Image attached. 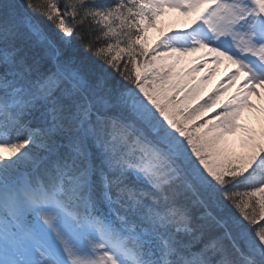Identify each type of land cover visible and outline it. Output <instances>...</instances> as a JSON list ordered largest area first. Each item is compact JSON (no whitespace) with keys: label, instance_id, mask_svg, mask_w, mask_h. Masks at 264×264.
<instances>
[{"label":"trees","instance_id":"1","mask_svg":"<svg viewBox=\"0 0 264 264\" xmlns=\"http://www.w3.org/2000/svg\"><path fill=\"white\" fill-rule=\"evenodd\" d=\"M25 1L56 40L49 49L41 47L42 62L50 60L40 76L28 70L31 83L40 79L56 83L64 71L70 76L79 75L87 94L72 93L70 84L63 81L46 99L29 101L25 110L30 126L13 138L18 149L41 158L62 148L65 142L76 143L65 159L61 157L67 174L60 194L79 206L80 213L97 215L110 227L139 236L142 243L138 259L161 264L261 263L264 246L259 252L258 237L262 238L264 229V191L255 177L263 175L264 168L250 173L227 167L202 180L194 175L191 159L182 165L156 159L163 158V153L154 151L141 129L120 118L139 105L153 114L156 110L140 103L137 88L150 86V75L155 70L168 73V69L158 66V56H152V37L139 36L140 3ZM112 48L125 50L116 59L110 53ZM54 50L61 54L60 64L54 59ZM12 53L8 49L9 57ZM15 56L9 60L0 56V83L11 80V70L29 54ZM100 108L110 115L93 117V109ZM204 109V105H198L187 111L196 114ZM8 121L5 115L0 116V123ZM191 123L192 128L198 125ZM149 159L153 168L144 167V160ZM16 163L20 169L29 164ZM245 254L253 255L256 263Z\"/></svg>","mask_w":264,"mask_h":264},{"label":"rangeland","instance_id":"2","mask_svg":"<svg viewBox=\"0 0 264 264\" xmlns=\"http://www.w3.org/2000/svg\"><path fill=\"white\" fill-rule=\"evenodd\" d=\"M141 1L144 11L156 14L159 18L158 22L163 27L170 28L176 25L177 33L174 34V39L169 41L168 50L171 53L167 52L166 58L156 60L158 66H171V69L175 71L172 66L174 65L178 70L180 69V74L186 72L185 68L188 65L196 67L193 73H185L188 82L184 80L176 86H170L167 92L162 91L161 84L164 77L155 70L150 75L154 84L142 85L137 88V91L140 93L139 98L142 99L140 103H145L156 111L152 114L145 108L142 109L143 111L136 109L127 115L126 119L142 121L143 128L149 136L171 152L176 151L184 158V161L187 158L191 159L194 175H198L202 180L206 177L211 178L227 167L243 170L249 168L252 171V167L258 166L255 163L256 159L264 165L262 154L264 148V53L259 57L262 60V67L254 69L246 64L243 56H247V52L255 55L254 49L259 48L252 47L247 40V34L242 31L245 29L244 15L248 13L251 14V24L264 23V0ZM170 7L183 11L189 18L188 22H183L176 13L170 14L167 10ZM234 22H236V28ZM165 23L168 25L165 26ZM203 31L215 40L228 44L235 55L215 46L209 39L201 37L199 32L203 33ZM124 50L112 48L110 53L117 59ZM225 64H231L232 67L226 68ZM240 69L246 74L241 79L239 78ZM168 76L173 79L175 72L173 76L169 74ZM197 79L203 82L198 84ZM213 86H216L219 93L210 95V92L204 95ZM187 87L189 88L186 89ZM201 94L206 97V103L212 101H220V103L196 114L189 113L187 109H193L197 102H200ZM27 96L30 97L29 91ZM150 96L155 98L149 101ZM16 98H20L18 93ZM9 104L10 102L7 105L5 103L4 109ZM221 104L230 109L233 119L227 118L228 115L215 113L219 111L216 107ZM182 109H185L188 115L185 112L182 113ZM208 111L213 114L207 116ZM201 115L203 116L198 118ZM174 121H176L175 124ZM191 122H196L198 125L192 128ZM4 138L5 135L0 129V181L10 169L17 165L18 160L32 163L38 158L25 149L13 150L10 147L12 152L9 151ZM203 150L210 152L202 153ZM7 187L10 191L19 188L16 184L3 185L0 188V205L3 204L1 191L7 190ZM259 189L264 191V186ZM55 205L56 203L52 201L45 206L36 205L29 210L25 209V213L35 212V220L40 223V229L48 235L50 240L40 245L39 235L31 233L37 241L33 243L37 251L35 253L25 251L17 255L12 251L15 240L19 237L17 238L13 231L6 233L5 236L0 235V264H16L15 261H19L18 264H123L122 256L130 258L133 256L132 246L130 241L127 243V238L119 237L101 225L91 229L86 225L76 231L74 224H67L64 216L55 209ZM261 234L262 238L258 237L259 252L264 246V229L261 230ZM262 260L264 261V256Z\"/></svg>","mask_w":264,"mask_h":264},{"label":"bare ground","instance_id":"3","mask_svg":"<svg viewBox=\"0 0 264 264\" xmlns=\"http://www.w3.org/2000/svg\"><path fill=\"white\" fill-rule=\"evenodd\" d=\"M173 11H175V10L172 9V8H169V13L170 14H172ZM178 13H179V17L182 18L183 22L187 23L188 20H189L188 16L185 13H183V11H180V10H178ZM225 66H226V68H231L232 67L231 64H225ZM239 72H240V77L239 78L241 79L242 77L245 76V72L244 71H242V72L239 71ZM234 142H235V139H234ZM3 149H5V148H3ZM5 151H7V149H5Z\"/></svg>","mask_w":264,"mask_h":264}]
</instances>
